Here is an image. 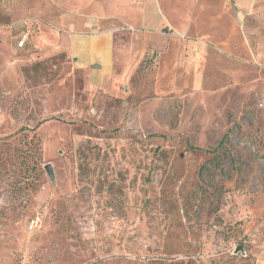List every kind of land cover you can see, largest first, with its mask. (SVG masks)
<instances>
[{
	"label": "rangeland",
	"instance_id": "1",
	"mask_svg": "<svg viewBox=\"0 0 264 264\" xmlns=\"http://www.w3.org/2000/svg\"><path fill=\"white\" fill-rule=\"evenodd\" d=\"M0 264H264V0H0Z\"/></svg>",
	"mask_w": 264,
	"mask_h": 264
},
{
	"label": "crops",
	"instance_id": "2",
	"mask_svg": "<svg viewBox=\"0 0 264 264\" xmlns=\"http://www.w3.org/2000/svg\"><path fill=\"white\" fill-rule=\"evenodd\" d=\"M240 2L244 4L245 0H240ZM97 19L89 18L87 21L83 20L85 21L83 23L71 20L67 24L66 27L69 26L68 29L66 28L68 30V52L74 68L86 73L92 87L105 89L107 86L110 90L111 87L107 83L116 75L117 67L114 35L109 27L99 24V28H96V25L90 23V21L103 20V18ZM65 21L68 20L65 19ZM28 40L29 37L23 47L27 45Z\"/></svg>",
	"mask_w": 264,
	"mask_h": 264
},
{
	"label": "water",
	"instance_id": "3",
	"mask_svg": "<svg viewBox=\"0 0 264 264\" xmlns=\"http://www.w3.org/2000/svg\"><path fill=\"white\" fill-rule=\"evenodd\" d=\"M45 170H46L48 176L50 177V179H51L52 181H54V180H55V173H54V169H53V165H52V163H47V164L45 165ZM238 251H242V252H244V251H245V249H244V245H239V246L236 248V252H238Z\"/></svg>",
	"mask_w": 264,
	"mask_h": 264
},
{
	"label": "built area",
	"instance_id": "4",
	"mask_svg": "<svg viewBox=\"0 0 264 264\" xmlns=\"http://www.w3.org/2000/svg\"><path fill=\"white\" fill-rule=\"evenodd\" d=\"M28 39V34H23L20 38V40L18 41V46L19 47H23L26 44V41Z\"/></svg>",
	"mask_w": 264,
	"mask_h": 264
}]
</instances>
